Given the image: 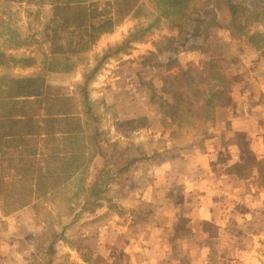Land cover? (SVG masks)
Here are the masks:
<instances>
[{"label":"rangeland","instance_id":"374dc122","mask_svg":"<svg viewBox=\"0 0 264 264\" xmlns=\"http://www.w3.org/2000/svg\"><path fill=\"white\" fill-rule=\"evenodd\" d=\"M101 1L98 6L103 12H113L111 4H105L107 0ZM165 2L135 1L129 14L111 32L101 34L87 51L70 56L56 53L71 36L63 30L54 32L60 22L46 0H0V88L5 89L9 78L42 77L53 90L60 89L80 118L74 123L65 121L62 127L51 121L54 125L50 134L34 136L37 143L28 138L17 139L14 145L17 154L11 151L10 142L2 139L0 264H13L14 260H18L17 264H78L80 260L86 264H106L107 256L114 257L115 264H126L128 252L123 244L118 245V241L125 239L108 235V224L127 223L132 213L124 198L120 200L117 195L139 193L136 186L141 188L158 181L161 172L155 168H159L156 167L159 159L166 158V151L171 148L165 147L169 140L181 150L190 140L196 142L193 137L200 133L213 134L214 128L217 139L205 143L214 149L228 140L242 144L247 151L264 144V133L258 130L264 127V14L261 21L249 22L246 33H242L232 24L236 19L242 22L247 9L232 14L226 0H186L185 11L178 9L170 15L162 13ZM230 3L249 10L264 6V0H230ZM136 32L140 35L134 36ZM56 34L59 38L55 41ZM105 53L111 56L101 60L99 70L87 81L93 116L89 118L83 113L80 91L83 75L91 74ZM187 75L194 81H183ZM204 90L216 101V107L207 108L211 117L205 128L196 118L193 123H186L195 111L198 115L205 113ZM56 102L53 108L46 106L52 113L58 110L60 100ZM226 105V114L238 119L235 113L239 112L236 116L244 113L246 122L235 124V119L233 124H227L223 108ZM43 114L35 117L38 121L35 131L46 128L47 123L39 121L44 119ZM74 125L79 133L74 141L68 140L61 132ZM8 128L9 124H2L0 132ZM247 129L255 131L256 143H252ZM65 147L78 150V154L66 152L62 158L67 159L57 160L53 154ZM28 150L38 153L36 158L44 157L42 154L48 158L32 160ZM173 150L168 156L176 155ZM223 157L219 161L220 156H216L214 162L222 163ZM140 159L148 160V167L140 164ZM126 162H132L127 169L123 167ZM93 163L106 166L101 169L103 181L97 184L104 185L101 203L95 207L87 202L85 209L77 213L80 203L90 199L96 175L91 168ZM135 170L136 175L127 177ZM247 178L251 181L243 188L247 194L263 192L258 182ZM115 181L120 189L111 187ZM155 186L159 191L165 190L161 183ZM18 198L40 204L11 208L10 199ZM248 206L250 210L242 211L245 215L238 218L237 228L230 229L233 234L239 233L243 247L232 249L221 243L224 264L227 260L231 264L234 257L235 263L239 258V264H264V199ZM142 217L135 215L132 220ZM101 230L105 231L99 234ZM102 238L106 244L117 242L106 248L100 242L101 248H96ZM208 245L213 260L217 256V243ZM10 253L17 254V259L9 258Z\"/></svg>","mask_w":264,"mask_h":264},{"label":"crops","instance_id":"0c3cea01","mask_svg":"<svg viewBox=\"0 0 264 264\" xmlns=\"http://www.w3.org/2000/svg\"><path fill=\"white\" fill-rule=\"evenodd\" d=\"M243 114L235 115L238 119L231 116V123L235 119V124L246 122L243 118L246 115ZM258 130L264 133V127ZM215 131L213 130L215 137L208 139L210 142L218 137V132ZM247 131L253 137L252 143H256L255 131ZM167 143L165 147L171 148L166 151V158L158 160L160 163L156 167L159 168H155L161 172L158 181L151 185L144 184L141 188L133 184L140 189L139 193L117 195L120 200L124 198L128 211L132 213L126 219L127 223L115 226H112L113 223L108 224V235L125 239L124 242L118 241V245L123 244L128 252L126 264H224L226 260L222 259L221 243H227L232 249L243 247L239 242V233L233 234L230 229L237 228L238 218L245 215L242 211L250 210V203L264 199V189L261 188L263 192L247 194L243 188H246L245 184L251 183L249 178H242L229 171V166L239 159L240 150L232 140L217 145V149L204 143L179 150L173 140ZM258 148L253 146L255 150ZM173 149L176 150V155L168 156ZM221 153L225 156L224 161L214 162ZM130 164L132 162H126L123 167L127 169ZM140 164L146 167L149 165L148 160L143 159H140ZM102 166L93 163L91 168L96 171ZM145 172L148 173V170L144 169ZM133 173L136 175L138 171L129 172L127 177L131 178ZM155 183L164 185L165 190L161 189L164 193L154 188L157 187ZM112 187L120 189L116 181L112 183ZM251 195H255V198ZM139 214L143 216L142 219L132 220V217ZM104 231L101 230L99 234ZM225 233L230 235L226 237ZM100 242L106 248V245L113 242L116 244L117 241L112 240L106 244L102 238L96 243V248H101ZM209 242L217 243V256L213 260L209 256ZM8 257L17 259V254L10 253ZM107 257L106 264H115L114 257ZM17 261L14 260L13 264H17ZM238 261L240 262L239 258ZM233 263L236 264L235 257L231 264ZM78 264L86 263L80 260Z\"/></svg>","mask_w":264,"mask_h":264},{"label":"trees","instance_id":"16d2710c","mask_svg":"<svg viewBox=\"0 0 264 264\" xmlns=\"http://www.w3.org/2000/svg\"><path fill=\"white\" fill-rule=\"evenodd\" d=\"M137 2V0H107L105 4H111V7L113 9V12L106 13L103 12L102 9L99 8L98 4L103 3L101 0H46V2L51 6V10L54 12L53 16L57 19L56 21L60 22L59 27L56 28L57 30H54V32L58 33L61 30L67 32L71 38L67 39V41L64 43V47H58L56 49V53L61 55H79L89 48V45H92L101 34L111 32L115 25L120 22L121 19H123L126 15L129 14L132 7L134 6V2ZM158 2H165L164 7L162 8L163 15H170L172 11L175 10H182L185 11L187 8L186 0H157ZM229 9L231 10V13H237V12H243L244 9H247V12L243 15L242 22L239 19H236L233 21L234 26L236 28L243 30L242 33H246L245 27L248 25L251 21H261L262 16L264 14V6L260 10L251 9L245 7H239L240 5L232 4L230 3V0H226ZM100 9V10H99ZM242 23V26H241ZM139 32H136L134 36H138ZM255 33L252 34L254 36ZM54 40H58L59 36L58 34L53 36ZM251 40V38H250ZM109 53H105L102 58L98 61L97 65L92 69L91 74L88 76L83 75L84 83L81 87V98H82V104L83 113L84 115L88 116L89 118H92L90 114V108H89V101H88V92H87V81H89L92 76L99 70V65L101 64L102 59L108 58ZM69 60V59H68ZM67 61L70 62V61ZM66 72V71H65ZM10 82L7 81V85L5 89L0 88V126L2 124H9V128L7 131H3V133L0 132V144H4L2 139H6V143L8 144L10 142V146H13L12 150L11 148H8L9 150L13 151L14 154H17V150L14 147L16 145L17 139H24L26 138L29 140H36L34 139V136H47L50 134V130L54 124L53 122H59L58 124L60 127L64 126L65 121H79L80 118L79 112L75 111L74 106L69 105V99L62 94L60 89L53 90L50 86H48L45 83L44 78L40 77H33V76H25V77H13L9 78ZM165 80V79H164ZM183 81H189L190 83L194 81V79L187 75L185 77V80ZM203 93V109L204 114L198 115L197 111H195L193 115H191V119H189L186 123H193L196 118V121L200 124H202L203 128L207 127V122L209 118L211 117L209 115V110L212 109V107H216V101H213V97L209 95L206 90H204ZM60 100V103L58 104V110L55 112H50L47 105L50 106V108L55 107L56 101ZM180 100V99H179ZM36 104L35 107L32 105ZM45 115L43 114L45 111ZM72 107V108H71ZM207 108L209 110L207 111ZM219 108V107H218ZM225 110V122L231 123L230 117L231 114L228 115V107L227 105L223 107ZM260 109V108H259ZM49 111V112H48ZM193 111V110H188ZM44 115V119H40L39 121L42 123H47L46 128L41 129V131H35L36 128V121L35 117L37 115ZM239 112H236L235 115H238ZM255 114V113H253ZM256 115V114H255ZM72 123V124H73ZM259 125L262 124V121L259 120ZM19 125V126H18ZM14 126V127H13ZM192 127V126H191ZM196 127V126H195ZM13 128L17 129V132L13 130ZM202 128V129H203ZM216 128V127H215ZM48 129V130H46ZM77 126H72L69 128V130H64L61 132V134H66L68 140H73L76 138V135H78ZM207 129V128H206ZM212 128V132H213ZM44 130V131H43ZM195 130V129H194ZM198 131V130H196ZM205 131V130H203ZM38 132V133H37ZM206 132L200 133L198 137H193V139L197 140L196 142H193L192 140L189 141V147H184L182 149H189L192 145H203L208 139H211L212 137H215L213 134H205ZM248 135H251L248 131H246ZM52 134V133H51ZM211 137V138H210ZM253 140V139H252ZM251 140V141H252ZM43 141V140H41ZM45 141V138H44ZM37 143V142H36ZM240 150H239V159L235 161L231 166H229V171L236 173L238 176L242 178L246 177H252L255 179L256 182H258L260 188L264 189V144L263 146H260L257 150L250 149L247 151L244 149L242 144H239L237 142ZM67 146V144H65ZM47 151H51L50 147L46 148ZM259 149H262V152L259 153ZM52 148V152H53ZM246 150V151H245ZM29 155H31L32 160H41L45 157L48 158V155L44 157H38L36 158L38 153H29V150L26 151ZM67 153H70L74 156V154H78V150L68 149L65 147L64 149H57L53 155H56L55 158L57 160L60 159H67L66 157L62 158ZM74 158V157H68ZM149 157H147L148 159ZM225 158V157H223ZM222 160V153L220 156L219 161ZM105 165L102 166V170L105 169ZM27 165L23 167L22 169H26ZM101 169L96 170L95 180L93 185L90 188V199L84 200V202L80 203L79 209L77 213L83 211L85 209V203H92L95 207H98L99 203H101L100 195L103 193V183H101V186H97L98 183L101 181ZM99 171V172H97ZM26 171L25 173H27ZM249 172V174H248ZM251 172L253 174H251ZM29 174V173H28ZM118 174V173H117ZM116 174V175H117ZM97 179V180H96ZM45 187V186H44ZM112 187V183H111ZM92 198V199H91ZM38 200V199H37ZM11 201V208H15L16 210L20 207H25L28 205H38L40 204V201L36 200H30V199H24V198H18V199H10ZM75 216V215H74ZM65 230V227L62 226L61 233H63Z\"/></svg>","mask_w":264,"mask_h":264}]
</instances>
